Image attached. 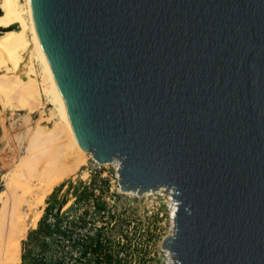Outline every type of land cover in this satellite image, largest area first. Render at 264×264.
Wrapping results in <instances>:
<instances>
[{"label":"water","instance_id":"95a60500","mask_svg":"<svg viewBox=\"0 0 264 264\" xmlns=\"http://www.w3.org/2000/svg\"><path fill=\"white\" fill-rule=\"evenodd\" d=\"M77 146L172 191L171 264H264V0H29Z\"/></svg>","mask_w":264,"mask_h":264},{"label":"rangeland","instance_id":"374dc122","mask_svg":"<svg viewBox=\"0 0 264 264\" xmlns=\"http://www.w3.org/2000/svg\"><path fill=\"white\" fill-rule=\"evenodd\" d=\"M18 2L21 3L20 0ZM49 109L52 107L43 105L42 109L31 115L30 123L27 124L23 123L26 114L20 107L14 108L20 111L16 113L6 109L0 111V196L4 187H7L6 182H32L30 196L38 201L44 197L39 219L34 225L27 222L29 227L20 245L19 264H51L53 261L77 264L75 259L80 251L75 245L82 246L86 237L95 231L100 233L102 252L117 256L122 264L173 263L174 257L170 255L169 259L167 250L162 248V242L171 237L174 231L166 190L160 193L155 191L146 197L125 195L118 184L119 168L98 166L90 157L85 160L84 167L73 173L68 172V166L56 160L50 171L39 180L35 178L38 177L35 169L29 170L32 165L34 168L42 164L46 160L45 156V159L43 156L35 157L33 160L36 162L26 164L22 169L24 173L17 171L13 164L14 156L29 144L33 132L30 130L36 128L40 112L43 111L48 117ZM42 127L47 128L45 125ZM30 175L32 178L28 177ZM56 222L67 238L45 235L44 239V233L37 232L46 225L53 230ZM91 262L93 259L88 257L81 264Z\"/></svg>","mask_w":264,"mask_h":264},{"label":"bare ground","instance_id":"6f19581e","mask_svg":"<svg viewBox=\"0 0 264 264\" xmlns=\"http://www.w3.org/2000/svg\"><path fill=\"white\" fill-rule=\"evenodd\" d=\"M20 2L19 4L18 0H0V111L6 109L16 113L20 111H15L14 108L20 107L21 111L26 114L23 123L27 124L30 123L31 115L42 109L43 105H49L52 109H49L48 117L43 111L40 112L36 128L29 129L30 132L33 131L29 137V144L16 155L14 152L13 164L18 169L17 171L24 173L23 167L32 161L36 162L33 159L41 156L44 159L46 157V160L38 164V167L36 165L37 168H33L34 165L31 166L32 170L30 166L26 167L30 169V172L35 169L34 172L36 171L38 175L35 178L38 180L44 173L50 171L56 160L68 166V172L72 173L84 167L88 157L98 166L111 165L120 168L117 159H112L108 163H99L91 152L78 148L34 27L29 0H20ZM43 125L47 128H43ZM35 144L38 145L35 147ZM38 148H40L38 152L33 153ZM28 177L32 178L31 175ZM30 183L32 182L28 184L6 182L7 187H4V192L0 196V264H19L20 245L29 227L27 222L34 225L40 217L41 208L44 207V197L38 201L30 196L32 187ZM163 189L159 188L155 191L165 192ZM155 191L149 190L143 195L145 197L153 195ZM166 191L171 205L174 229L177 204L173 201L170 192ZM49 192L50 190L47 191ZM121 192L125 195H138L136 191ZM166 254L169 259L170 255L174 257L169 250Z\"/></svg>","mask_w":264,"mask_h":264},{"label":"trees","instance_id":"16d2710c","mask_svg":"<svg viewBox=\"0 0 264 264\" xmlns=\"http://www.w3.org/2000/svg\"><path fill=\"white\" fill-rule=\"evenodd\" d=\"M53 227L54 229L51 230L50 226L46 225L45 228H43V230L39 228L37 232L41 231V233H44V239L46 238L45 235H48L49 237L55 235H61L63 238H67L66 233L60 231L59 223L56 222V224ZM44 239H42V241ZM83 242L84 243L80 247L78 245H75V247L79 248L80 251L78 258L75 259V262L77 264H81V262L86 260V258L88 257H91L93 259V262H91V264H122V261L117 256H114L109 252H105V253L102 252V241L100 239L99 231H95V233H93L92 235H88L85 241ZM51 264H62V263L58 261H53L51 262Z\"/></svg>","mask_w":264,"mask_h":264},{"label":"built area","instance_id":"2783aa9c","mask_svg":"<svg viewBox=\"0 0 264 264\" xmlns=\"http://www.w3.org/2000/svg\"><path fill=\"white\" fill-rule=\"evenodd\" d=\"M166 190V189H165ZM170 192V195L172 196V191L171 190H168ZM173 198V197H172ZM173 201L177 204V202L174 200L173 198Z\"/></svg>","mask_w":264,"mask_h":264}]
</instances>
